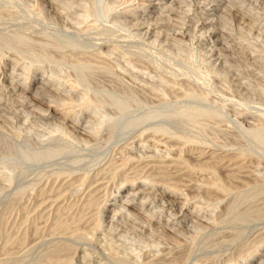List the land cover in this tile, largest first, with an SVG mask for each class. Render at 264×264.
Returning <instances> with one entry per match:
<instances>
[{
	"label": "rangeland",
	"instance_id": "374dc122",
	"mask_svg": "<svg viewBox=\"0 0 264 264\" xmlns=\"http://www.w3.org/2000/svg\"><path fill=\"white\" fill-rule=\"evenodd\" d=\"M53 1L0 0V264H263L264 0Z\"/></svg>",
	"mask_w": 264,
	"mask_h": 264
},
{
	"label": "bare ground",
	"instance_id": "6f19581e",
	"mask_svg": "<svg viewBox=\"0 0 264 264\" xmlns=\"http://www.w3.org/2000/svg\"><path fill=\"white\" fill-rule=\"evenodd\" d=\"M6 1H7V0H6ZM52 1H53V0H52ZM47 2H48V1H47ZM53 2H54V1H53ZM54 8H55V7H54ZM0 9H1V8H0ZM55 9H56V8H55ZM12 10H13V9H12ZM15 10H16V9H15ZM1 11H2V10H1ZM2 13H3V12H2ZM3 14H4V13H3ZM1 15H2V14L0 13V16H1ZM4 15H5V14H4ZM4 15H2V16H4ZM9 15H10V14H9ZM9 15H8V16H9ZM9 19H10V18H9ZM2 20H3V17H2ZM13 23H14V21H13ZM25 24H26V23H25ZM19 25H20V24H19ZM7 26H8V25H7ZM9 26H10V25H9ZM5 27H6V26H5ZM20 27H21V26H20ZM89 27H90V26H89ZM7 28H8V27H7ZM9 30H10V29H9ZM21 31H22V30H21ZM8 32H9V31H8ZM82 32H83V31H82ZM8 34H9V33H8ZM8 34H7V35H8ZM15 34L18 35L17 32H16ZM50 34H51V33H50ZM5 35H6V33H5ZM12 35H14V33L11 34V36H12ZM2 36H3V35H2ZM26 36H27L26 34H25V36H24V34H23V36H22L21 34H20V36L18 35L17 37L14 36L13 38H16V42H14V44H12V43H13V41H15V39H14L13 41H11L12 39L10 40V38H9V39L6 38L7 41L9 40V41H8L9 44H8V43H7V44L10 45V43H11V44H12L13 46H15V47H16V45H18L19 42H20V43L22 42V43L25 44L26 42H28V40H31V38L28 39L29 37L27 38ZM28 36H29V35H28ZM53 36H54V35H53ZM62 36H63V35H62ZM30 37H31V36H30ZM33 37H34V36H33ZM36 37H37V36H36ZM36 37H35V38H36ZM69 37H70V36H69ZM71 37H72V36H71ZM3 38H4V37H3ZM11 38H12V37H11ZM35 38H34V39H35ZM52 38H53V37H52ZM26 39H27V40H26ZM32 39H33V38H32ZM40 39H41V38H40ZM42 39H44V38H42ZM65 39H66V37H65ZM71 39H72V38H71ZM1 40H3V39H1ZM25 40H26V42H25ZM52 40H53V39H52ZM56 40H57V38H56ZM62 40H63V39H62ZM68 40H69V39H68ZM68 40H67V41H68ZM3 41H5V39H4ZM10 41H11V42H10ZM35 41H36V42H35ZM45 41H46V40H45ZM58 41H59V40H58ZM70 41H71V40H70ZM5 42H6V41H5ZM33 42L36 43V44H35V43H32L33 45H36L35 48L39 49V51H40V49H41L40 46H41V45H40V43L38 42V40L35 39V40H33ZM60 42H61V41H60ZM68 42H69V41H68ZM0 43H1V42H0ZM16 43H17V44H16ZM20 43H19V45H21V46H20L21 48L24 47V49H25V48L27 47L26 49H27V50H30V48H29V45H30V44H28L27 46H26V44H25V46H24V45H22V43H21V44H20ZM28 43H29V42H28ZM30 43H31V41H30ZM37 43L40 45L39 48H38V46H37ZM42 43H43V42H42ZM44 43H45V42H44ZM46 43H48V42H46ZM46 43H45V44H46ZM69 43H71V42H69ZM73 43L75 44V42H72L71 45H72ZM1 44H3V43H1ZM15 44H16V45H15ZM45 44H44V45H45ZM48 44L50 45V43H48ZM54 44H56V42H54ZM61 44L63 45L62 42H61ZM76 44H78V42H77ZM4 45H5V44H4ZM19 45H18V48H19ZM66 45H68V44H66ZM6 46H7V45H6ZM6 46H5V47H6ZM30 46H31V54H32L33 56L38 55V54L40 55L41 53H42V54H45V53H46V52H44V51L39 53V51H36L37 49L34 50V49H35L34 46H33L34 49H32V45H30ZM42 46H43V44H42ZM42 46H41V47H42ZM52 46H53V45H51V47H52ZM64 46H65V45H64ZM64 46H63V47H64ZM1 47H2V46H1ZM61 47H62V46H60L59 49H61ZM63 47H62V48H63ZM73 47H74V46H73ZM75 47H76V46H75ZM3 48H4V46H3ZM6 48H8V46H7ZM11 48H12V47H11ZM12 49H13V48H12ZM22 49H23V48H22ZM24 49L21 50V51H24ZM74 49H75V48H74ZM13 50H14V49H13ZM27 50H25V51H27ZM21 51H19V52H21ZM46 51H47V50H46ZM72 51H73V50H72ZM27 52H28V51H27ZM55 53H56V52H55ZM60 53H61V52H60ZM22 54H23V53H22ZM42 54H41V55H42ZM39 55H38V56H39ZM48 55H49L48 53L45 54V56H48ZM67 55H68V54H67ZM49 56L51 57L52 55L50 54ZM16 57H17V56H16ZM24 57H26V54H25ZM27 57H28V56H27ZM31 57H32V56H31ZM40 57H41V56H40ZM61 57H62V58H61ZM61 57H60L61 59H65V58H66V57L63 58V56H61ZM67 57H68V56H67ZM69 57H70V56H69ZM28 58H29V57H28ZM12 59H13V58H12ZM18 59H19V57H18ZM20 59H21V57H20ZM58 59H59V58H58ZM33 60H35V62H36V59H35V58H34ZM41 60H43V59H41ZM44 60H45V59H44ZM48 60H49V59H48ZM59 60H60V59H59ZM75 60H76V59H75ZM18 61H19V60H18ZM50 61H51V60H50ZM15 62H16V60H15ZM32 62H33V61H32ZM80 62H81V61H80ZM82 62H83V63H81V64L84 66V65H85V61H82ZM79 64H80V63H79ZM86 69H87V68H86ZM86 69H85V70H86ZM81 70H82V69H81ZM83 70H84V69H83ZM81 72H82V71H81ZM80 74H81V73H80ZM82 76H83V74H82ZM86 76H87V75H86ZM83 78H85V76H83ZM88 78H90V77H88ZM86 81H87V80H86ZM87 100H88V99H87ZM89 100H91V99H89ZM89 100H88V101H89ZM82 104H83V103H82ZM84 104H85V103H84ZM86 104H87V103H86ZM93 104H94V103H93ZM200 112H201V110H200ZM177 114L182 115V116H185L186 121H187L188 123H190V124L195 125L196 128H197V130H198V132H199L200 130L203 131V124L200 123L199 121H197V119H196V117H198L199 114H200L198 111H196V110H194V109L183 108V109L178 110ZM119 120H120V119H119ZM126 122H127V121H126ZM130 124H133V121H132V122L130 121V122H128L127 124H124V122H123V124L120 125L119 127H117V126H118L117 124H116L115 126H116V128H118V129L120 128V130H122V129H125V128H123L124 125H125V127L127 128V127H129ZM137 124H138V123H137ZM180 132H181V131H180ZM182 132H184V131H182ZM182 132H181V133H182ZM184 133H185V132H184ZM184 133H183V134H184ZM188 134H190V133H188ZM198 134H199V133H198ZM185 138H186V137H185ZM189 139H195V140H197L198 138H196V136H193V134H192V135L190 134V136L188 137V140H189ZM195 140H194V141H195ZM53 141H54V140H53ZM53 141H52V142H53ZM47 143H48V142H47ZM20 145H23V144H20ZM50 145H51V144H50ZM28 147H29V146H28ZM23 149H24V148H23ZM26 150H27V149H26ZM31 150H33V149H31ZM31 150H30V151H31ZM30 151H28V152H30ZM60 152H61V149H60L59 147H54V148H51L50 150H48V151L45 153L46 155H45L44 153H42V152H39V151H33V152H30V153H23V156L21 157V161H23V159H24V162H25V161L27 162L26 165H27V164H29V165H30V164H34V165H35V164H38V163H40V162H42V161H46L47 159H52L54 156H56V155L59 154ZM233 156H234V155H233ZM228 158H229V157H228ZM230 158H231V157H230ZM231 159H232V158H231ZM227 160H228V159H227ZM227 160H225V161H227ZM243 160H244V159H243ZM211 161H213V160H211ZM211 161H210V162H211ZM241 161H242V160H241ZM162 162H163V161H162ZM213 162H214V161H213ZM10 163H11V162H10ZM12 163H13V162H12ZM22 163H23V162H22ZM202 163H203V162H202ZM206 163H207V161H206ZM215 163H216V162H215ZM215 163H214V164H215ZM40 164H41V163H40ZM157 164H159V163H157ZM164 164H165V163H164ZM177 164H178V163H177ZM177 164H176V165H177ZM211 164H212V163H211ZM6 165H7V164H6ZM9 165H10V164H9ZM12 165H13V164H11V166H12ZM15 165H16V164L14 163V166H15ZM204 165H205V164H204ZM17 166H18V165H17ZM17 166H16V169L18 168ZM19 166H20V165H19ZM166 166H167V165H166ZM185 166H186V164H185ZM7 167H8V166H7ZM9 167H10V166H9ZM9 167H8V168H9ZM12 167H13V166H12ZM162 167H164V166H162ZM171 167H172V166H171ZM187 167H188V166H187ZM13 168H14V167H13ZM13 168H12V169H13ZM165 168H166V167H164L163 169H165ZM185 168H186V167H185ZM188 168H189V167H188ZM9 169H10V168H9ZM163 169H162V170H163ZM175 169H176V168H175ZM168 170H169V168H168ZM230 170H231V169H230ZM180 171H181V169H180ZM228 171H229V170H228ZM235 171H236V170H235ZM162 172H163V171H162ZM230 172H231V171H230ZM232 172H233V171H232ZM101 173H103V172H101ZM157 173H158V175H160V174H161V173H160V170H159V172H157ZM164 173H165V171H164ZM164 173H162V174H164ZM168 173H170V172L168 171ZM168 173H167V171H166L165 174H168ZM96 174H98V173H96ZM230 174H231V173H230ZM230 174L227 173V175H230ZM12 176H13V175H12ZM82 176H83V175H82ZM92 176H93V175H92ZM123 177H124V176H123ZM123 177H122V178H123ZM164 177H165L166 179H168L166 176H164ZM174 177H175V175H174ZM229 177H230V176H229ZM231 177H232V176H231ZM8 178H9V177H8ZM98 178H99V177H98ZM125 178H126V177H124V179H125ZM158 178H162V177H159V176H158ZM176 178H177V177H176ZM236 178H237V177H236ZM69 179H70V178H69ZM79 179L81 180V178H79ZM100 179H101V178H100ZM171 179H172V178H171ZM232 179H233V178H232ZM233 180H234V179H233ZM243 180H244V179H243ZM89 181H90V180H89ZM93 181H94V180H93ZM122 181H123V180H122ZM221 181H222V180H221ZM227 181H228V180H226V182H227ZM91 182H92V181H91ZM212 182H214V181H212ZM212 182H210V184H211ZM219 182H220V181H219ZM228 182H229V181H228ZM242 182H243V181H242ZM244 182H245V181H244ZM68 184H70V183H68ZM210 184H209V185H210ZM229 184H231V183L229 182ZM246 184H248V183L246 182ZM211 185L217 187V189H218V188H220V189L222 188V189H223L222 192L226 191V188L229 189L228 186H227V187L225 186V185H227V183H226L225 185H222V183H218V182L216 181V182L212 183ZM232 185H233V184H232ZM247 186H248V185H247ZM215 187H214V189H215ZM209 189H210V188H209ZM220 189H219V191H220ZM224 189H225V190H224ZM211 190L214 191L212 188H211ZM207 191H209V190H207ZM63 192H64V191H63ZM63 192H62V193H63ZM90 194H91V193H90ZM90 194H89V195H90ZM207 194H208V192H207ZM209 194H211V191H209ZM91 200H92V199H91ZM86 202H87V201H86ZM63 210H64V209H63ZM254 210H256V209H253L252 211H254ZM259 210H260V209H259ZM245 211H246V210H245ZM252 211H251V212H252ZM58 212H59V211H58ZM62 212H63V211H62ZM251 212H250V213H251ZM263 212H264V211H263ZM59 213H60V212H59ZM253 213H254V212H253ZM255 213H256V212H255ZM242 214H243V213H242ZM246 214H247V213H246ZM62 215H64V213H63ZM251 215L253 216V214H251ZM262 215H264V213H263ZM69 216H70V215H69ZM69 216H68V217H69ZM254 216H255V215H254ZM74 218H75V217H74ZM76 218H77V217H76ZM81 218H82V217H81ZM58 219H59V218H58ZM72 219H73V217H72ZM72 219H71V220H72ZM254 219H256V217H255ZM74 220H75V219H74ZM252 220H253V219H252ZM64 221H65V220H64ZM57 222H58V221H57ZM66 222H67V221H66ZM255 222H257V221H255ZM70 223H71V222H70ZM68 224H69V223H68ZM257 224H260V223H257ZM66 225H67V224H66ZM77 225H79V223H78ZM252 225H253V224H252ZM54 226H57V225L54 224ZM229 226H230V225H229ZM61 227H62V226H61ZM76 227H77V226H76ZM234 227H235V226H234ZM246 227H248V226L246 225ZM249 227H250V226H249ZM224 228H225V227H224ZM229 228H230V227H229ZM231 228H232V227H231ZM238 228H239V227H238ZM243 228H244V227H243ZM57 229H59V228H57ZM222 229H223V227H222ZM225 229H226V228H225ZM225 229H224V230H225ZM236 229H237V228H236ZM260 229H261V228H260ZM260 229H259V230H260ZM51 230H52V228H51ZM53 230H54V229H53ZM59 230H60V229H59ZM227 230H228V229H227ZM239 230H240V229H239ZM255 231H256V230H255ZM216 232H217V231H216ZM218 232H219V230H218ZM237 232H238V230H237ZM242 232H243V231H242ZM261 232H263V231H261ZM214 233H215V232H214ZM214 233H213V234H214ZM219 233H220V232H219ZM226 233H227V232H226ZM59 234H62V232H59ZM213 234H212V235H213ZM216 234H218V233H216ZM216 234H215V235H216ZM243 234H244V232H243ZM243 234H242V235H243ZM245 234H246V232H245ZM262 234H263V233H262ZM215 235H213V236H215ZM234 235H235V234H234ZM234 235H233V236H234ZM258 235H259V234H258ZM233 236H232V237H233ZM235 236H236V235H235ZM235 236H234V237H235ZM240 236H241V235H240ZM256 236H257V235H256ZM261 236H262V235H260V237H259V236H258V237L261 238ZM215 237H216V236H215ZM227 238H228V237H227ZM230 238H231V237H230ZM236 238H237V237H236ZM228 239H229V238H228ZM231 239H232V238H231ZM240 239H241V238H240ZM251 239H252V238H251ZM251 239H250V241H251ZM208 240H209V239H208ZM210 240H211V239H210ZM216 240H218V239H216ZM229 240H230V239H229ZM234 240H235V239H234ZM238 240H239V238H238ZM259 240H260V239H259ZM62 241H63V240H62ZM236 241H237V240H236ZM8 242H9V241H8ZM206 242H207V241H206ZM211 242H213V241H211ZM219 242H221V241H219ZM227 242H228V240H227ZM49 243H50V242H49ZM49 243H48V245H50ZM52 243H53V242H52ZM62 243H63V242H62ZM208 243H209V242H207V244H208ZM213 243H214V242H213ZM213 243H211V244H213ZM222 243H223V241H222ZM248 243H249V242H248ZM46 244H47V243H46ZM54 244H55V243H54ZM67 244H68V243L65 242V246H67ZM225 244H226V243H225ZM229 244H230V243H229ZM231 244H233V243H231ZM231 244H230V245H231ZM245 244H246V243H245ZM249 244H251V243H249ZM9 245H10V244H9ZM209 245H210V244H209ZM219 245H220V244H219ZM230 245H229V246H230ZM241 245H242V244H241ZM7 246H8V245H7ZM55 246H56V244H55ZM65 246H63V245H61V244H60L59 246H57V247L52 251V258H53L54 261H53V262H50V263H47V264H68V263H69V258H60V256H59L60 253H61V255H63V254L65 255V253L62 254V252H65L66 249L70 248L69 246H68L67 248H66ZM211 246H212L211 248H213V245H211ZM244 246H245V245H244ZM244 246H243V249H244ZM246 246H247V245H246ZM249 246H250V245H249ZM252 246H253V245H252ZM207 247H208V246H207ZM209 247H210V246H209ZM214 247H215V246H214ZM240 247H241V246H240ZM247 247H248V246H247ZM10 248H11V247H10ZM241 248H242V247H241ZM248 248H249V247H248ZM6 249H7V248H6ZM72 249H73V248H72ZM72 249H71V250H72ZM204 249H205V248H204ZM206 249H208V248H206ZM209 249H210V248H209ZM237 249H238V251H241V250H242V249L239 250V247H238ZM237 249L235 248V250H237ZM249 249H250V248H249ZM249 249H247V251H248ZM41 250H43V249H41ZM68 250H69V249H68ZM71 250H70V251H71ZM73 250H74V249H73ZM190 250H191V249H190ZM209 251H211V250H209ZM238 251H237V252L234 251V252H236L237 255H238V254L240 255L242 251H241L240 253H239ZM247 251H246V253H247ZM211 252H212V251H211ZM232 252H233V251H232ZM243 252H244V250H243ZM41 253H42V252H41ZM71 253H72V251H71ZM73 253H74V252H73ZM207 253H208V252H207ZM213 253H214V252H213ZM213 253H212V255H213ZM251 253H252V252H251ZM236 254H233V255H236ZM263 254H264V253H263ZM209 255H210V254H209ZM37 256H38V255H37ZM66 256L69 257V254H67ZM70 257H71V256H70ZM211 257H212V256H211ZM229 257H230V256H229ZM241 257H244V256L241 255ZM42 258H43V257H42ZM47 258H48V257H46V259H47ZM71 258H72V257H71ZM71 258H70V260H71ZM74 258H75V257H74ZM233 258H234V257H233ZM233 258H232V259H233ZM48 259H49V258H48ZM235 259H236V258H235ZM240 259H241V258H240ZM40 260H42V262H43L45 259H44V260H43V259H40ZM246 261H247V260H246ZM0 262H1V261H0ZM42 262H41V263H42ZM71 262H72V261H71ZM71 262H70V263H71ZM74 262H75V261H74ZM77 262H78V261H77ZM257 262H258V261H257ZM3 263H4V262H3ZM39 263H40V262H39ZM39 263H37V264H39ZM41 263H40V264H41ZM153 263H155V262H153ZM73 264H75V263H73ZM168 264H169V263H168ZM263 264H264V263H263Z\"/></svg>",
	"mask_w": 264,
	"mask_h": 264
}]
</instances>
